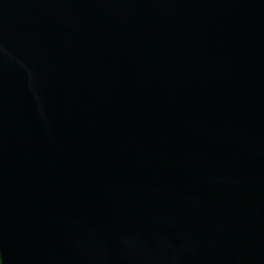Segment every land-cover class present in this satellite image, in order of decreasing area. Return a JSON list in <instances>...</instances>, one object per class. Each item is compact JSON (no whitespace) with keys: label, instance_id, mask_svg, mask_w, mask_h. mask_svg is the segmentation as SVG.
<instances>
[{"label":"water","instance_id":"1","mask_svg":"<svg viewBox=\"0 0 264 264\" xmlns=\"http://www.w3.org/2000/svg\"><path fill=\"white\" fill-rule=\"evenodd\" d=\"M0 264H264V0H0Z\"/></svg>","mask_w":264,"mask_h":264}]
</instances>
